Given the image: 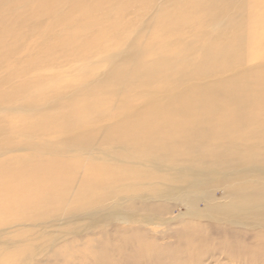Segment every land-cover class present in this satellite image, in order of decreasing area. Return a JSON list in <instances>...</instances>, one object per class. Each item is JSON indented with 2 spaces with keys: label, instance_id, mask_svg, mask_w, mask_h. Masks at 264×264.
<instances>
[{
  "label": "bare ground",
  "instance_id": "obj_1",
  "mask_svg": "<svg viewBox=\"0 0 264 264\" xmlns=\"http://www.w3.org/2000/svg\"><path fill=\"white\" fill-rule=\"evenodd\" d=\"M146 1L0 0V82L34 81L0 96V226L29 231L0 248L17 264H51L53 250L68 264H264V0H237L247 12L212 32L235 0H167L79 81L87 67L73 65L102 55ZM66 60L72 80L53 88L39 66L60 73ZM119 179L124 197L99 213L88 201ZM126 204L146 212L126 234L92 230L118 225L111 207ZM147 225L160 227L153 245ZM124 238L149 254H126ZM78 239L91 246L83 261Z\"/></svg>",
  "mask_w": 264,
  "mask_h": 264
},
{
  "label": "rangeland",
  "instance_id": "obj_2",
  "mask_svg": "<svg viewBox=\"0 0 264 264\" xmlns=\"http://www.w3.org/2000/svg\"><path fill=\"white\" fill-rule=\"evenodd\" d=\"M164 1L165 0H159V1H157V0H147L146 2H144V5L142 6L141 9L136 10L135 13L134 12L129 13L130 15L127 16V17L132 19L135 15H137L138 19L137 20H132L131 21L132 26L130 28H128L126 31H124L123 33L119 32V33H117L115 35H112L111 42H110L111 45H109V42L107 43V47L104 48L102 55H101V53L100 54H98V53L96 54L95 53L94 57H86L81 63H77V65H75V66L73 65V67H76V66L87 67V69L84 72H80V75H77L78 78L81 77V79L79 81H82L85 76L94 75L101 67L105 66L107 62H109V61H111L113 59L116 60L115 57L113 56V54L116 51H118L120 48L121 49H123L124 47L126 48V45L128 44V42H125V40L127 39V37L132 36L138 30L141 31L140 29H142V28H143V33L142 34H144L146 32V31H144L145 30V26L149 22L155 21L154 19L156 17H158L162 11L166 12L167 0L165 2V8L162 5V3ZM237 2L238 1L235 0V2L232 5H229L226 8V10L223 12V13H225V15H224V18H223L222 21H219L217 18L213 21V23L211 25V32L214 31V30L218 31L219 29L223 28L224 27L223 22H225L227 19H230V20L235 19L236 12H238L239 10H242L243 12L244 11L247 12L246 10L241 9L240 5ZM248 8H250V6H247V9ZM215 21H217V23H215ZM118 34H119V37L124 36L121 42H118V40H117V35ZM139 36H136V37H139ZM123 42H124V44H123ZM113 43H118V44L113 46L112 45ZM86 45H87V43L83 44V46H86ZM123 51H125V50H123ZM73 63H71L70 61L66 60V66L61 67L62 69L60 70V73L58 72L59 69L55 68V67H52V68L51 67L47 68L46 66H45V68H43L41 66H39V67L43 71V74L44 73L45 74H51L54 77V78L48 79L49 81L47 83H54L53 88H55L62 81H65V82L67 81V83H68L70 80H72L71 78L73 76H71L70 70H68V68ZM55 65H57V64H55ZM116 66H117V64L115 65V67ZM39 67L35 66V69L36 68L39 69ZM35 69H34V71H35ZM24 73H27V72H24ZM25 75H24L25 78H20V76L17 75V77L14 80L11 77H7L8 80H6V81L2 80V82H0V84H2V83L6 84L7 83V85L6 86H2V88H0V90L5 89L6 87L7 88L5 90H3V91H0V96H2V98H4L3 95H5L6 92H8V93L12 92V89H14L15 87H16L17 92H18L17 95H19L21 92H24V91L28 90L32 86V83H34V81L32 80V78H28V77H33V76L28 75V73H27L28 76H25ZM42 77H41V80H42ZM40 82H42V81H40ZM44 93L46 95L41 97V98H44V97L47 96L46 88H44ZM2 114H4V113H0V116ZM85 123H86V120H85ZM42 137H43V135H41L37 139H40ZM88 178H90V177L88 176ZM119 180H121V179H119ZM123 182H124V180H121L119 183H117L114 186L113 191L111 190V194L112 195H109L106 200H102V199L99 200L98 196H97L96 198H92L93 201H88V200H86V201L91 203L95 208L97 207L98 208L97 210L100 211L99 213H102V214L104 213L105 214L107 212V210H108L106 208L107 207L106 205L109 203L110 196H112V197H116V196L117 197H122L123 196L124 197L125 189L120 191V192H118L119 189L121 188V186L124 185ZM133 192H134V194H138V195L139 194H141V195L144 194L143 193L144 190H143V188L141 186H136L133 189ZM97 195H99V194H97ZM144 198H145V196H144ZM148 199L153 202V201L156 200V197L150 196ZM111 211L114 212V216L116 217L118 225H114V228H113L112 224H111V226L108 225V224H102V225L96 224L92 228V230H94V232L101 233L102 231H105V230H110V232H113V229L118 228V231L117 232H113V233H116V234L117 233H121V232L125 233L124 231L128 228V224H127L128 223V219H130L129 215L133 214V215H136V217H143L144 214L146 213L143 207H141V208L134 207V209H133L130 206H128L127 204L125 206H118V207H114V208L111 207L110 212ZM85 223H87V222H85ZM26 224H27L26 227H30V226H28V225H30V223H26ZM2 225L3 226H0V230L3 229V228H7V229L11 230V233L14 232V234H15V232H17V234L12 235V236H10L11 233L9 234L7 231L4 232V234L6 236H3V237L0 236L1 243H4V244H9V243L11 244V242L13 241L14 236H16V238L18 240H22L29 233V231L27 229L19 228V226H17L18 224L16 223V221H11V222L9 221V222H6V223H4ZM146 228L151 232V234L148 235V236H150V238L152 237L151 238V243H152V241L154 240L153 239L154 236H158V234L160 233L159 232L160 227H158V226L154 227V226L147 225ZM34 229H36V228H34ZM65 229L66 228H64L62 226L60 227V230H62V231H65ZM134 235H135V238L143 236L142 234H135V233H134ZM163 236H164V234L162 235V238H163ZM89 237H91V236H89ZM167 239H168V237L166 236V237H164L161 240H155V241H158L156 244L159 243V246H160ZM77 241L78 242H75L74 247H72L73 249L75 248L76 250H74V252H71V253H74L75 257L78 260H82V258L84 256H86V253L91 252V248H90L91 246H88V247L80 246L84 241L81 240V239H78ZM124 241H125L124 245L127 248H128V243H129V246H133L132 247V252L127 250L126 254L136 253V254H142L144 256L149 254L148 252H146V250H143L144 249V240H140L138 242L137 241H133V242H128L127 243V238H124ZM152 245H153V243H152ZM25 246H28V245H24V248H25ZM5 247H6V245H5ZM5 247L2 248L3 252H1L2 249L0 248V264H17V256L15 255L14 259L11 256L13 248L12 247L11 248L8 247V249L6 251H4ZM164 253L165 254H170V252H165V251H164ZM75 257H73V258H75ZM141 259H142V257L138 256V260L140 261ZM42 261H46V263L49 262L51 264H68V262H70L68 257H66V256L65 257H61V255L56 253L55 250L51 251L46 257H44V260H42ZM25 264H29V262L27 261ZM43 264H45V262H43Z\"/></svg>",
  "mask_w": 264,
  "mask_h": 264
}]
</instances>
